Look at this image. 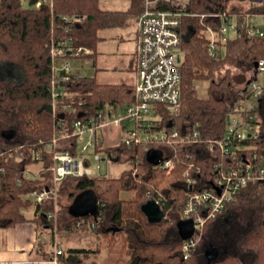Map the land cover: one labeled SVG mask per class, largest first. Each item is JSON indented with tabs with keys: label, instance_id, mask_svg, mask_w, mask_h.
<instances>
[{
	"label": "trees",
	"instance_id": "1",
	"mask_svg": "<svg viewBox=\"0 0 264 264\" xmlns=\"http://www.w3.org/2000/svg\"><path fill=\"white\" fill-rule=\"evenodd\" d=\"M128 1V9L110 10L101 8L99 0H31L34 6L29 8H25L21 0H0V227L28 221L22 209L29 207L40 228L55 230L54 219L48 217L54 211L53 200L34 203L27 197L29 192L42 191L50 184L51 156L43 157L38 177L25 174L26 167L36 162L30 158L29 149L41 148L57 128L53 114L43 108L51 104L54 73L50 51L64 40L70 51L84 47L90 51L85 56H95L102 30L123 26L138 17L143 0ZM242 1L250 5L245 7ZM242 1L188 0L179 3L185 12L196 15L183 19L181 102L178 114L166 115V118L178 131L179 139L198 132V146L204 153L198 156L193 148L177 141L170 146L169 153L174 167L164 169L146 161L147 151L141 145H106L103 148L106 153L127 155L132 169L112 178L65 177L57 189V201L65 197L69 204L76 194L91 189L98 199L99 210L96 218H75L68 214L69 205L65 212L60 208V217L56 220L62 227L59 231L71 232L81 220L78 228L92 227L98 240L114 243L117 236H121L118 243L127 256L124 264H264V189L255 179L240 189L218 217L204 223L195 248L186 258L175 226L185 203L183 173L188 164L199 166L206 179L215 176V164L221 168L233 164L230 157L208 151L205 144L225 134L226 118L242 98V89L237 88V81L233 82L227 65L240 70V75L247 78L253 75L254 63L264 59V40L258 36L247 37L243 28L246 15L264 16V0L259 4H254L255 0ZM171 6L164 2L161 7ZM215 12H224L226 17L210 16ZM231 14L238 18L241 35L220 43L216 56L212 57L207 39L200 30L205 25L217 29ZM225 67L224 73L217 76ZM199 80L209 81L205 97L196 93L195 84ZM62 85L68 92L65 102L72 101L73 106L89 113L105 105L118 107L133 101L132 83L101 84L93 77L80 76ZM251 112L258 125V136L239 142L237 152L239 158L243 155L249 158L256 169L264 162V89L260 103ZM73 115L68 114L67 122ZM4 130H14L15 136L5 139ZM19 152H24V159L18 162L14 156ZM125 193H128L127 198L123 196ZM160 196L165 218L160 223H148L140 206ZM61 218L62 224L59 223ZM207 246H214L219 252L213 262L204 257ZM93 253L97 250L68 248L57 261L81 264Z\"/></svg>",
	"mask_w": 264,
	"mask_h": 264
},
{
	"label": "built area",
	"instance_id": "2",
	"mask_svg": "<svg viewBox=\"0 0 264 264\" xmlns=\"http://www.w3.org/2000/svg\"><path fill=\"white\" fill-rule=\"evenodd\" d=\"M164 2H169V0H143L142 10L136 19L133 101L129 104L118 107L105 105L89 113L73 106L72 101L65 102L68 92L66 86L62 84L70 78L80 77L71 71L68 58H82L90 51L84 47L70 51L67 41L64 40L50 51L54 73L51 80V105L57 128L53 137L44 142L41 148H30L28 151L32 161H36L32 164H42L43 157L51 156L50 184L45 185L42 191L33 190L27 195L34 203H40L46 199L53 200L55 211L48 215L49 218H54L57 211L55 202L57 189L65 177L104 176L100 173L93 174L92 160L98 162L99 172L101 160L112 161L110 158L116 156L119 157L118 161L122 160L121 156L104 152L103 148L106 145L125 147L141 145L146 151L160 150L162 160L157 166L164 169L174 167L169 153L170 146L177 141L193 148L198 156L204 153L202 147L198 146V132L179 139L178 131L169 125L166 118V115L178 114L181 102L180 68L183 60L181 48L184 37L183 19L196 14L185 12L180 4L172 5L171 8H162ZM210 16L224 19L226 13L215 12ZM254 19H262L263 24L255 23ZM243 28L247 37L258 36L264 40L263 15H246ZM200 34L206 37L209 55L214 57L220 43L225 42L227 38L241 35L238 18L235 14H231L217 29L205 25L200 30ZM263 72L264 59H261L257 61L253 75L247 77L243 85L237 86L242 89V98L233 106L232 112L226 118L225 134L205 144L208 151L230 157L233 164L222 168L218 163L215 164L216 174L209 179L202 176L201 168L193 163H189L183 173L186 198L180 219H192L195 228L192 237L183 241L184 258L195 248L204 223L218 217L226 204L232 201L249 180L255 179L262 184L264 189V162L259 163L254 169L251 160L244 155L239 158L237 152L240 148L239 142L245 139H256L258 136V125L254 122L251 109L257 106L262 99ZM59 114L62 117H58ZM68 114L74 115L67 122ZM110 126L120 128L124 135L119 138L118 142L106 144L97 133L98 131H102V134L107 133L106 129ZM18 150L19 148L15 149V152ZM12 156L13 153H10V157ZM14 157L19 162L24 159V152H19ZM27 167L25 174L29 172ZM155 201L161 205L162 197L160 196ZM81 223L80 220L76 226L78 227ZM62 252V249L56 248L52 259L54 264H57V257Z\"/></svg>",
	"mask_w": 264,
	"mask_h": 264
},
{
	"label": "rangeland",
	"instance_id": "3",
	"mask_svg": "<svg viewBox=\"0 0 264 264\" xmlns=\"http://www.w3.org/2000/svg\"><path fill=\"white\" fill-rule=\"evenodd\" d=\"M188 0H169L171 5H176L179 3H186ZM242 1V0H241ZM261 0H255L254 4H259ZM22 5L25 8H29L34 6V4L31 3V0H21ZM245 4V7L249 6L250 4L248 1H242ZM126 0H99V6L103 9H110V10H123L127 6ZM255 23H258L262 25V19H254ZM133 33V23L130 24L128 27H111L105 30H102L100 32V36L102 37L98 43L97 49H96V55L95 56H84L82 58H76V57H69L68 61L71 63V71L77 73L80 76H87V77H93L98 83H108V84H117L120 82H127L132 83L134 80V73L132 71V68L128 67L129 65V59L130 55L127 56L123 53L127 51H123V49L128 44V38L131 37ZM120 37V38H119ZM122 39V41H120ZM52 51V49H51ZM97 63V64H96ZM128 67V68H127ZM227 67L231 70V75L233 76V82H238L239 85L244 84V80L246 76L240 75V70L227 65ZM223 68L221 71L217 72L218 75H222L227 68ZM244 77V78H243ZM242 80V81H241ZM235 83V84H238ZM209 81L207 80H199L195 84L196 93L199 97H205L207 92ZM107 133H103L102 131H98L97 135L101 136L106 144H113L118 142L119 138L122 137L124 134L121 131L120 128L116 126H110L107 129ZM103 158V157H102ZM128 156H121L120 161L114 162L107 159L100 161V172L97 169L98 162L95 160L91 161V167L93 169V174L98 175L99 173L101 175L106 176L107 178L112 177H118L121 175L122 172L126 170L132 169V163L130 160H127ZM42 164H32L29 165L27 168L29 169L27 175H30L31 177H38L40 174V171L42 170ZM124 198H127L128 193L123 194ZM25 198V196L23 197ZM57 210L58 213L54 215V226L56 234L59 233L60 239L64 240L63 244L66 246L68 245L67 240L70 242H73L77 245H82L86 249H94L97 250L96 254H90L86 257L88 261H98V262H104V261H110L114 263H125L127 261V256L124 253V250H122L121 244L118 243L120 241L121 236H117L118 240L116 242H110L105 241L103 239L98 240L95 237V231L92 229V227H88L87 225H83L81 227H74L73 231H71V235L67 236L64 232L59 231V228L62 227L58 226V222L56 223V220H59V209L63 212H65L67 204L65 197H62V199H59L57 201ZM27 210V211H26ZM22 211H25L26 214H31L33 212V209L29 208H23ZM55 211V210H54ZM53 211V212H54ZM63 212L61 213L62 216H64ZM63 218V217H62ZM61 218V219H62ZM59 221L60 224L63 223ZM57 228V229H56ZM61 234V236H60ZM58 236V235H57ZM112 244V245H111ZM101 253V254H100Z\"/></svg>",
	"mask_w": 264,
	"mask_h": 264
},
{
	"label": "crops",
	"instance_id": "4",
	"mask_svg": "<svg viewBox=\"0 0 264 264\" xmlns=\"http://www.w3.org/2000/svg\"><path fill=\"white\" fill-rule=\"evenodd\" d=\"M126 1L128 4L123 10H126L129 7L130 2L128 0ZM136 19L137 17L129 20L125 25L120 26L128 27L133 23V33L131 37L127 39L129 42L128 44L130 45H126V47L123 49V51H127L123 54L127 56L130 55L128 67L132 68L133 73L137 41ZM120 41H122V39H120ZM26 217L29 220L24 223L15 224L9 227H0V264H54L52 259L55 256L56 248H60L63 251L68 248H85L82 245H77L68 240L66 242L68 245L65 246L63 244L64 240H62L65 238L60 239L59 233L56 234L55 232L56 230L52 232V230L47 227L40 228L38 226V224L34 221L36 216L33 214V212L31 214H26ZM62 232H64L67 236L71 235L70 231ZM57 264L61 263L57 261ZM81 264L115 263H110L109 261H88L85 259Z\"/></svg>",
	"mask_w": 264,
	"mask_h": 264
},
{
	"label": "water",
	"instance_id": "5",
	"mask_svg": "<svg viewBox=\"0 0 264 264\" xmlns=\"http://www.w3.org/2000/svg\"><path fill=\"white\" fill-rule=\"evenodd\" d=\"M257 67V62L254 63V68ZM48 112L52 113V105L48 104L43 107ZM62 117V115H58ZM2 136L10 140L15 136L14 130L2 131ZM146 161L151 165H157L162 160V151L157 149H149L145 155ZM112 161L117 162L119 157H111ZM99 210V202L93 190L87 189L75 195L72 202L68 206V214L75 218L92 216L96 218ZM140 210L145 216L148 223H160L165 218V212L161 205L154 199H148L141 206ZM176 230L179 238L182 241L188 240L195 232L192 219H179L176 222ZM219 256V252L214 246H207L204 250V257L208 262L215 261Z\"/></svg>",
	"mask_w": 264,
	"mask_h": 264
}]
</instances>
